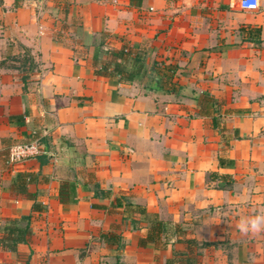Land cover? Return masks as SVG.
Masks as SVG:
<instances>
[{
    "label": "crops",
    "instance_id": "0c3cea01",
    "mask_svg": "<svg viewBox=\"0 0 264 264\" xmlns=\"http://www.w3.org/2000/svg\"><path fill=\"white\" fill-rule=\"evenodd\" d=\"M100 41L143 72L96 75ZM158 75L176 90L155 89ZM201 93L220 101L221 131L198 113ZM32 140L38 154L7 162L10 144ZM16 173L40 211L11 190ZM123 199L197 245L170 233L139 245L147 223ZM22 215L28 241L0 247V264H165L173 252L172 264H264V0H0V226Z\"/></svg>",
    "mask_w": 264,
    "mask_h": 264
},
{
    "label": "trees",
    "instance_id": "16d2710c",
    "mask_svg": "<svg viewBox=\"0 0 264 264\" xmlns=\"http://www.w3.org/2000/svg\"><path fill=\"white\" fill-rule=\"evenodd\" d=\"M258 33V30H255V34ZM101 42H98L97 45L93 47V52L91 55V60L93 63H96L98 60V54L104 53L105 57L99 60V67L94 69V73L96 75L102 76H112L116 75L119 81H132L139 74L143 72V63L138 55L134 53L131 54L129 49L121 48L118 50L102 48ZM24 61H28L27 57H24ZM156 66L155 63H152V67ZM169 75L171 76L174 72V67L166 66L165 67ZM165 82L163 81V77H157L155 81V89H159L162 91H175L176 86L175 83L170 82L167 86H165ZM195 102L198 106V113L200 115H211V123L214 127L218 128L221 131L222 127L219 126V112L218 107L220 105V101L213 98L211 95L207 93H201L195 97ZM228 162L223 161L221 158H218L219 165ZM209 179H219L221 178L223 181H219L217 183V187L222 188L225 185H228L231 182V179L228 175H219L217 173H210ZM31 178L28 173H16L14 178L10 182V188L12 191L16 193H20L24 195L27 199L32 200L31 209L34 211H40L42 207L35 201V195L32 192L27 190V184L30 182ZM73 193V184L67 181H61L58 188V199L61 203H67L72 200ZM125 206L129 207L131 211H134L141 215L145 222L147 223V229L144 236L138 239V244L141 246H145L147 244H155L161 241V236L165 234H173L176 236L177 241H182L186 244L187 247L192 245H197V242L192 238H185L181 236L183 234L182 230L176 224L165 223L157 218V215L154 213H148L143 207L137 204L129 203V201L123 199ZM29 215H22L19 217H14L7 220L3 225L0 226V247L5 250L15 251L18 244L26 243L28 241V237L31 233L29 226ZM181 236V237H177ZM101 238L104 240H108L115 245L117 250H120L122 247V242L120 241L119 235H111L108 238L105 234L101 235ZM164 243H161L163 246ZM209 242H202L200 246L209 245ZM182 255V253L173 252L172 256L165 260V264H172L176 261V258ZM184 264H196L195 259L193 257L184 255L183 258L180 259ZM114 264H120L118 262V255L115 258Z\"/></svg>",
    "mask_w": 264,
    "mask_h": 264
},
{
    "label": "built area",
    "instance_id": "2783aa9c",
    "mask_svg": "<svg viewBox=\"0 0 264 264\" xmlns=\"http://www.w3.org/2000/svg\"><path fill=\"white\" fill-rule=\"evenodd\" d=\"M237 5L243 10H257L259 8V0H236ZM131 152V149H127ZM40 152V147L36 141L12 143L7 148L6 159L9 164H14L32 157Z\"/></svg>",
    "mask_w": 264,
    "mask_h": 264
}]
</instances>
